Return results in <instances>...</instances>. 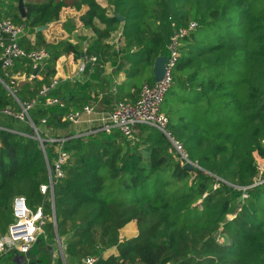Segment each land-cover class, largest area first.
I'll list each match as a JSON object with an SVG mask.
<instances>
[{
	"label": "trees",
	"instance_id": "16d2710c",
	"mask_svg": "<svg viewBox=\"0 0 264 264\" xmlns=\"http://www.w3.org/2000/svg\"><path fill=\"white\" fill-rule=\"evenodd\" d=\"M107 2L25 0L26 18L19 0L3 3L2 18L24 26L20 45L49 52L36 76L31 58H17L6 72L0 64V233L14 221V198L23 195L30 208L43 207L47 234L27 254L8 250L7 264L52 263L53 200L64 251L79 264L88 255L98 258L95 264H264V182L256 184L257 156L264 159V0ZM83 5L89 9L81 20L95 35L86 50L69 39L48 42L38 31L58 20L64 7ZM191 22L196 28L181 39L162 105L189 160L151 125H141L130 139L119 131L85 134L64 119L115 83L101 60L111 52L104 41L114 32L122 28L125 47L113 54L130 64L129 79L113 93L118 102L155 83V59L167 54L174 32ZM66 27L72 32L75 24ZM62 55L96 57L85 67L95 76L85 83L59 81L42 94ZM19 73L26 80L15 85ZM48 98L64 105L47 104ZM32 101L29 117H17ZM60 148L71 156L64 176L56 178ZM188 161L192 168L185 167ZM51 175L53 194L42 191ZM131 221L139 233L121 241L120 230ZM112 247L119 254L105 258Z\"/></svg>",
	"mask_w": 264,
	"mask_h": 264
},
{
	"label": "built area",
	"instance_id": "2783aa9c",
	"mask_svg": "<svg viewBox=\"0 0 264 264\" xmlns=\"http://www.w3.org/2000/svg\"><path fill=\"white\" fill-rule=\"evenodd\" d=\"M195 28L196 23L191 22L188 27L178 29L174 32L167 46L168 52L166 56L168 60L166 62V73L162 80L152 85L144 84L139 95L135 99L118 101L110 113L109 118L103 120L98 129H90L85 134H93L98 131L112 134L115 131H119L128 138L133 139L136 130L140 128L141 125L147 124L161 130L182 155V158L189 160L183 144L175 139L172 135V131L169 129V117L162 110V105L172 85L173 69L180 58L181 39L186 37ZM24 32L25 30L22 24L15 23L11 18H0V64L5 72L14 66V62L17 58H31L34 61V68H37L45 59L49 58V52L46 48L27 51L20 45L19 39ZM92 60L95 61L96 57H93ZM85 67L86 64H83L80 69L84 70ZM58 82L59 80L54 78L50 86L43 87L41 93H46L51 87L58 84ZM56 103L61 106L64 105L59 98L47 99V104ZM33 105L34 101L25 103L23 105V112L16 116L25 120L29 117L28 110ZM92 110V106L86 105L83 111H71L65 115L64 119H68L72 123H78L83 112H91ZM7 112L12 114L11 111ZM43 121L45 122L46 120L44 119ZM50 140H54V138H50ZM70 156L69 152L64 151L62 148L59 149L58 159L54 165L56 178L64 176L63 165L70 159ZM256 164L258 166V162ZM262 182H264V180H256V184ZM49 188L53 194L54 177L52 175L50 184L43 185L42 191L47 192ZM243 196L247 197V194ZM13 214L14 221L10 224L8 231L5 234L0 233V264H4L1 258L3 254L10 249H15L22 254H27L38 242L40 234L44 232L46 216L44 215L43 207H38L37 210L30 208L25 196L18 195L14 198ZM97 260V257L88 255L81 258V264H95ZM51 264H61L58 253L53 254V261Z\"/></svg>",
	"mask_w": 264,
	"mask_h": 264
},
{
	"label": "crops",
	"instance_id": "0c3cea01",
	"mask_svg": "<svg viewBox=\"0 0 264 264\" xmlns=\"http://www.w3.org/2000/svg\"><path fill=\"white\" fill-rule=\"evenodd\" d=\"M4 1L6 2L7 0H0V18L4 17L7 9L4 7ZM97 1L103 7L108 6L107 0ZM88 9L89 7L87 5H83L81 9H77L76 7L72 6L64 7L60 13V18L56 21L48 23L47 27L43 30L46 40L48 42H58L60 40L69 39L75 44H80L81 48L86 50L89 43L95 37L93 31L86 27L81 20V17L88 11ZM70 21H73V23L75 24V28L72 32L69 31V29L66 27L70 24ZM30 40L32 42L35 41V34L30 35ZM104 43L110 46L111 52L110 54L105 55L104 58L101 57V60H103L102 67L105 68L104 70L106 71V74L114 78L115 83L111 86L110 89L109 87H107L105 90L98 89V91L93 93L92 96L95 99L88 104L89 106H92L93 110L91 112H83L79 122L73 123L72 128L76 131L93 129L98 125L100 126L103 120L109 118L110 113L117 103V99L115 97V94L113 93L117 91V86L123 84L124 82H126V80L129 79L128 72L130 69V64L123 62L121 53H119L118 56H115V54H113V50L118 49L120 50V52H122L121 50H123V48L125 47V39L122 34V28L114 32L110 38L105 39ZM87 62L94 63L95 61H87L84 57L75 58L73 55H62L59 57L56 63L55 78L63 82L85 83L95 76L93 72L86 73L85 69H80V67ZM13 78L17 81L15 82V85H18L22 81L26 80V77L24 75H21L20 73L14 75ZM131 92L132 94L136 92L135 87L131 89ZM138 95L139 93L137 92L133 96H129L126 99H135ZM138 233L139 230L137 228L136 221H131L120 230V240L124 241L125 239L132 238L138 235ZM62 242L63 241L61 239L59 242L56 238L57 245L55 244V246H57V248L54 246V244H49V246L53 247V254L58 253L60 256V253H62V251L64 250V245L62 244ZM118 254V248L112 247L104 253V257L108 258L111 255ZM63 259L62 257H60L61 264H79L68 255H66V257ZM1 260L4 264H7V258L4 254Z\"/></svg>",
	"mask_w": 264,
	"mask_h": 264
},
{
	"label": "water",
	"instance_id": "95a60500",
	"mask_svg": "<svg viewBox=\"0 0 264 264\" xmlns=\"http://www.w3.org/2000/svg\"><path fill=\"white\" fill-rule=\"evenodd\" d=\"M18 10H19V14L22 18H26L27 16V9H26V6H25V0H19V3H18ZM116 17H118L122 22L124 21V18H122L120 15L116 14ZM47 26L45 27H39L38 28V31H42L46 28ZM168 60V57L166 55H160L158 56L156 59H155V62H154V68H153V76H154V81L155 82H158L160 80L163 79L165 73H166V62ZM39 67L38 66L34 72V76H36L38 70H39ZM35 130H36V137L40 140V142L42 143V145L44 146L43 144V138L40 136V133L38 131V129L36 128V126L33 124ZM186 168H192V164L190 161H188L185 165ZM53 211H54V224H55V227H56V238L57 240L60 242V236H59V233H58V228H57V220H56V210H55V203H54V200H53ZM49 250L52 252L53 251V247L52 246H49Z\"/></svg>",
	"mask_w": 264,
	"mask_h": 264
},
{
	"label": "rangeland",
	"instance_id": "374dc122",
	"mask_svg": "<svg viewBox=\"0 0 264 264\" xmlns=\"http://www.w3.org/2000/svg\"><path fill=\"white\" fill-rule=\"evenodd\" d=\"M136 133H140V129L139 128L136 130ZM134 138H135V135H134ZM257 162H258V166H259V175L257 177V181H263L264 180V159L261 158L260 156H257ZM137 228H138V225H137ZM46 236H47V234L45 233V231L40 234L39 240L37 242V245L38 246L41 245V244H43L45 242ZM53 244L55 246L56 241L53 242ZM55 247L57 248V246H55ZM63 251H62V253H60V257H62V259L66 257L65 251L64 252Z\"/></svg>",
	"mask_w": 264,
	"mask_h": 264
}]
</instances>
